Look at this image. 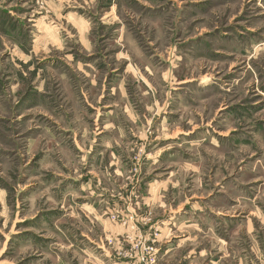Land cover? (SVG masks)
<instances>
[{
    "label": "rangeland",
    "instance_id": "374dc122",
    "mask_svg": "<svg viewBox=\"0 0 264 264\" xmlns=\"http://www.w3.org/2000/svg\"><path fill=\"white\" fill-rule=\"evenodd\" d=\"M0 264H264V0H0Z\"/></svg>",
    "mask_w": 264,
    "mask_h": 264
}]
</instances>
